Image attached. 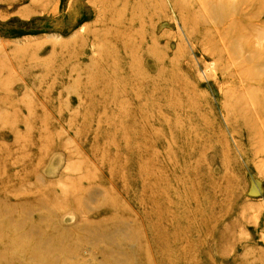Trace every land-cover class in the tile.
I'll return each instance as SVG.
<instances>
[{
    "label": "rangeland",
    "instance_id": "374dc122",
    "mask_svg": "<svg viewBox=\"0 0 264 264\" xmlns=\"http://www.w3.org/2000/svg\"><path fill=\"white\" fill-rule=\"evenodd\" d=\"M256 1L0 0V264H264Z\"/></svg>",
    "mask_w": 264,
    "mask_h": 264
},
{
    "label": "bare ground",
    "instance_id": "6f19581e",
    "mask_svg": "<svg viewBox=\"0 0 264 264\" xmlns=\"http://www.w3.org/2000/svg\"><path fill=\"white\" fill-rule=\"evenodd\" d=\"M257 2V4L259 5V6H262V9H263V12L261 13L262 15L264 14V0H257L256 1ZM230 14H233V10L231 11V13ZM231 16H233V15H231ZM232 18V17H231ZM257 39V38H256ZM248 58H250V59H252V57H243V58H241V60L243 61V62H245V61H247L248 60ZM240 59V58H239Z\"/></svg>",
    "mask_w": 264,
    "mask_h": 264
}]
</instances>
